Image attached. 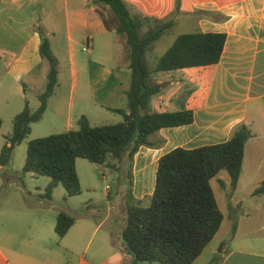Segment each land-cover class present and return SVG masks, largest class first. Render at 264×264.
<instances>
[{
	"label": "crops",
	"instance_id": "0c3cea01",
	"mask_svg": "<svg viewBox=\"0 0 264 264\" xmlns=\"http://www.w3.org/2000/svg\"><path fill=\"white\" fill-rule=\"evenodd\" d=\"M96 1L0 0V86L8 78L6 87L26 99L29 107V99L39 100L45 92L49 63L40 55L37 27L42 25L60 62L59 86L44 116L52 112L65 120L66 132L77 129L82 116L99 126L92 119L113 115L119 123L123 116L116 110H129V62L123 57L117 33L108 30L102 20ZM170 3L167 7L173 8ZM193 9L199 13L189 33L227 36L221 60L213 66L151 75L162 90L149 101L147 113L191 110L194 122L164 128L150 136L151 146L140 147L131 163L132 193L137 200L154 194L164 155L178 148L194 150L226 143L240 125H246L252 137L245 146L238 185L231 187L225 170L211 180L224 220L194 264H264V192H257L264 183V0H198ZM180 19L181 14L176 20ZM96 39L104 49L103 58L94 56ZM114 42L121 50L119 64L111 62ZM75 96L88 106L74 115ZM111 101V105L104 104ZM126 161L125 157L122 164ZM24 239L33 243L29 237ZM11 242L8 238L7 244ZM47 258L34 250L21 254L0 245V264H50ZM57 261L52 258L51 264Z\"/></svg>",
	"mask_w": 264,
	"mask_h": 264
},
{
	"label": "trees",
	"instance_id": "16d2710c",
	"mask_svg": "<svg viewBox=\"0 0 264 264\" xmlns=\"http://www.w3.org/2000/svg\"><path fill=\"white\" fill-rule=\"evenodd\" d=\"M96 4L110 14L107 19L99 12L107 29L126 37V60L131 72L127 93L129 110H116L123 116L116 124L92 126L88 118L82 116L77 129L29 142L23 171L51 179L48 197L59 185L70 197L82 194L78 159L118 169L126 157L132 168L140 147L152 145L151 135L164 128L192 124L194 113L191 110L147 113L149 101L162 90V85L152 82L151 75L216 65L227 39L221 33L181 34L157 62L152 63L150 58L156 43L175 22L133 15L124 0H97ZM37 30L41 37L40 55L49 63L47 87L36 112L26 105L15 117L13 133L0 154L1 167L10 163L15 148L31 134L32 124L42 120L49 99L59 86L60 62L53 53L49 33L42 25ZM2 126L0 117V136ZM251 137L249 128L243 124L226 143L194 150L178 148L164 155L159 160L155 192L145 200L134 197L130 170L122 241L133 264H194L224 220L211 180L225 170L231 177V187H237L245 146ZM110 160L117 162L118 167ZM257 192H264V183ZM75 224L74 217L60 212L55 227L57 236L63 239Z\"/></svg>",
	"mask_w": 264,
	"mask_h": 264
},
{
	"label": "rangeland",
	"instance_id": "374dc122",
	"mask_svg": "<svg viewBox=\"0 0 264 264\" xmlns=\"http://www.w3.org/2000/svg\"><path fill=\"white\" fill-rule=\"evenodd\" d=\"M133 15L141 14L163 22L171 21L177 24L157 43L150 58L152 63L171 47L175 38L189 33L197 24L198 10L193 5L198 0H124ZM173 1V8L167 4ZM170 3V4H171ZM172 5V4H171ZM98 12L110 18L109 12L97 5ZM181 14L182 19L176 20ZM185 23V24H183ZM152 26L155 24L152 23ZM118 35L122 43V53L126 60L128 47L126 37ZM101 41L96 39L95 57L103 58L104 49ZM120 51L114 42L111 62L119 64ZM4 80L0 86V117L3 126L0 136V154L2 148L13 133L14 119L20 114L28 101L15 96V91L9 90ZM30 109L36 112L41 101L29 99ZM66 104L69 97L66 96ZM74 115L79 113L87 102L73 101ZM110 103H104L111 105ZM115 116H101L92 119L93 124H116L120 120ZM31 134L17 146L12 159L7 166H0V243L27 254V251H37L48 255V262L58 258L59 264H133L131 256L123 246L122 231L126 219V186L130 180L131 167L124 162L120 168H111L92 164L86 159H79L77 169L81 179L82 194L70 197L65 188L59 185L52 196H47V187L51 179L24 173L28 144L30 141L53 134L64 133L67 130L65 120L58 119L52 112H47L42 120L32 124ZM110 163H116L110 160ZM118 167V164H117ZM128 187V186H127ZM214 188L218 192L216 184ZM60 212H66L75 218L76 224L69 234L60 239L55 227ZM33 239L27 243L24 238ZM12 242L7 244V239Z\"/></svg>",
	"mask_w": 264,
	"mask_h": 264
}]
</instances>
